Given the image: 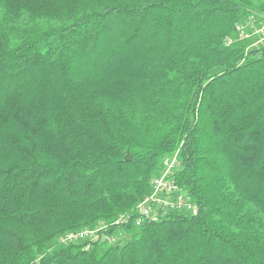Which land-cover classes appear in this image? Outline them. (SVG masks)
<instances>
[{
	"label": "trees",
	"instance_id": "obj_1",
	"mask_svg": "<svg viewBox=\"0 0 264 264\" xmlns=\"http://www.w3.org/2000/svg\"><path fill=\"white\" fill-rule=\"evenodd\" d=\"M250 21L264 0H0V264H264ZM175 153L195 211L146 216Z\"/></svg>",
	"mask_w": 264,
	"mask_h": 264
},
{
	"label": "built area",
	"instance_id": "obj_2",
	"mask_svg": "<svg viewBox=\"0 0 264 264\" xmlns=\"http://www.w3.org/2000/svg\"><path fill=\"white\" fill-rule=\"evenodd\" d=\"M245 26L249 28V31L248 29L245 30L242 26L237 28L238 39L255 35L257 36V39L253 45H257L264 41V23L260 24L259 26H255L254 22L250 21ZM231 41V39L228 40V43ZM163 164V172L153 181L151 196L139 204V211L146 216L151 214L153 207H162L164 209L172 210H192L194 212V208L191 209L190 204L186 202L182 193L174 184L173 180L168 178V176L171 174V170L176 165V153L172 157L165 158ZM95 232L96 229H88L77 233H70L66 237H63V240L66 241L77 238L80 239L85 236H93Z\"/></svg>",
	"mask_w": 264,
	"mask_h": 264
}]
</instances>
